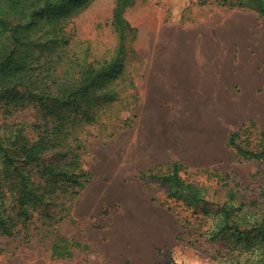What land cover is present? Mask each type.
Instances as JSON below:
<instances>
[{"label": "rangeland", "instance_id": "rangeland-1", "mask_svg": "<svg viewBox=\"0 0 264 264\" xmlns=\"http://www.w3.org/2000/svg\"><path fill=\"white\" fill-rule=\"evenodd\" d=\"M119 1L83 0L22 29L34 41L18 57L28 88L0 86L4 144L17 132L37 140V91L79 85L81 73L120 50L124 66L119 78L95 82V116L67 126L59 158L79 154L86 173L75 193L56 188L38 202L19 193L0 153V209L18 221L12 234L0 229V264H258L254 232L234 227L247 231L264 214V162L227 139L239 134L245 148L264 150V0H122V29ZM169 24L187 27L173 43L181 71L170 81ZM14 46L11 34L0 38V61ZM174 163L182 189L161 177ZM225 207L231 228L214 238ZM26 210L32 217L23 222ZM48 212L59 215L50 224ZM58 236L76 241L70 255L54 253Z\"/></svg>", "mask_w": 264, "mask_h": 264}, {"label": "trees", "instance_id": "trees-1", "mask_svg": "<svg viewBox=\"0 0 264 264\" xmlns=\"http://www.w3.org/2000/svg\"><path fill=\"white\" fill-rule=\"evenodd\" d=\"M83 0H0V38L11 34L14 43V48L7 55V57L0 61V86L10 93L17 92L20 86L25 85L22 76V63H18L19 51L23 47H28L33 44L32 41H24L22 39V29L32 28L37 24V21L42 18H51L57 11L64 9L67 13L69 6L79 5ZM259 12L264 16V6H259ZM123 1L118 2L115 9L114 19L117 27L122 29L124 23L123 19ZM14 15L17 17V23H11L9 16ZM128 25V23H127ZM128 28V27H127ZM122 51L120 50L117 57L106 62L104 65L94 68L92 70L84 71L82 74L81 83L79 85H58L55 91H48L42 89L37 91L35 96L38 103L41 105L43 112V124L39 126V133L36 141L30 140L28 137L22 135L23 133L17 132L16 139L13 137H6L7 144H4V137H0V153L3 157V165L6 178L17 179L14 184L19 193H25L36 196V202L39 200L47 199L44 195L53 193L55 190L64 188L67 193H75L71 188L75 186H83L80 177L85 176L82 171L79 154L72 156L71 161H63L59 158L60 155H67L63 151L64 142L66 140L67 126L72 119L75 121L86 119L90 116H95L92 109L93 99L91 91L96 88L95 82L98 79H117L122 76L123 63ZM12 78L17 80L12 81ZM28 88L27 85H25ZM33 90V89H31ZM34 91V90H33ZM36 91V90H35ZM79 101V102H77ZM77 103V108L68 111V108ZM63 108H66L63 110ZM64 111L68 112L65 113ZM227 142L230 146L237 150L238 154H243L249 158L262 160L264 162V150L257 151L247 149L242 145L239 140V134H232ZM51 149H59L55 155L48 156L47 153ZM174 169L171 174L161 176L166 182L172 184V189L181 188L183 186L182 178L180 175V165L174 163ZM146 173V172H145ZM147 175V173H146ZM158 176V175H156ZM47 184L50 188H47ZM188 188H192L188 186ZM182 189V188H181ZM178 194L179 190H173ZM191 198L198 200V193L196 191H189ZM262 196L264 198V187L262 188ZM49 200V199H48ZM49 201H52L49 200ZM29 210V209H28ZM252 210V206L249 211ZM248 212L245 215L248 216ZM24 212V211H23ZM226 215V225H219L218 237L220 231H225L231 228L228 223L230 213L223 209ZM241 212H243L241 210ZM23 222L31 220V211H25L22 215ZM59 217L54 212L47 213L46 224H50L52 219ZM18 221L10 220L7 217L6 210L0 209V229L4 232L13 233L17 226ZM236 232L246 233L254 232V239L259 245L260 251L258 253V264H264V214L262 218L256 219L251 225V229L243 231L240 225H236ZM55 242L54 253L59 252L62 255H70L71 249L76 244L74 240L65 238L63 236L57 237ZM78 244V243H77ZM172 264H181L174 261ZM257 264V263H256Z\"/></svg>", "mask_w": 264, "mask_h": 264}, {"label": "crops", "instance_id": "crops-1", "mask_svg": "<svg viewBox=\"0 0 264 264\" xmlns=\"http://www.w3.org/2000/svg\"><path fill=\"white\" fill-rule=\"evenodd\" d=\"M184 25H175L169 24V81L170 76L173 72L179 73L181 71V49L179 47L173 46L174 40H176V44H178V39L181 36L182 32L185 30ZM172 50V52H171Z\"/></svg>", "mask_w": 264, "mask_h": 264}]
</instances>
